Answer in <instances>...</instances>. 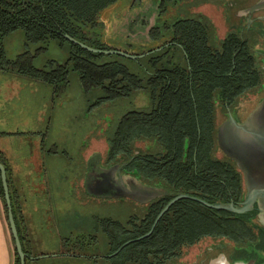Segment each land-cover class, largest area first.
I'll use <instances>...</instances> for the list:
<instances>
[{
    "label": "trees",
    "instance_id": "obj_1",
    "mask_svg": "<svg viewBox=\"0 0 264 264\" xmlns=\"http://www.w3.org/2000/svg\"><path fill=\"white\" fill-rule=\"evenodd\" d=\"M117 2L0 0V64L4 67L6 62L8 71L15 69L53 85L69 83L70 72L75 71L86 92L102 89L98 104L138 91L149 95V107L129 109L116 121L108 135L109 155L124 158L126 172L147 184L163 186L166 193L153 200L141 217L133 215L125 222L105 218L110 248L107 254L91 260L166 264L205 238L229 240L236 254L250 253L249 247L263 252L264 226L258 221L257 210L236 214L190 198L176 201L149 236L135 240L149 232L162 209L180 192L211 203L241 204L246 195L243 172L234 160L215 156L216 114L220 105L227 110L240 96L259 87L264 70L249 39L230 31L217 42L213 27L204 17L167 20L163 0L158 5L156 25L149 32L154 44L149 42L137 50L130 41L111 43L103 13ZM16 31L23 34L25 50L16 58H8L5 39ZM66 34L93 47L142 56L133 59L95 53L69 40ZM52 40L66 47V60L49 59L42 66L35 65L34 59ZM143 139L153 140L156 150L136 153L135 142ZM0 162L7 167L2 152ZM0 197L7 210L1 170ZM133 239L116 255H110ZM15 264H21L17 251Z\"/></svg>",
    "mask_w": 264,
    "mask_h": 264
},
{
    "label": "rangeland",
    "instance_id": "obj_2",
    "mask_svg": "<svg viewBox=\"0 0 264 264\" xmlns=\"http://www.w3.org/2000/svg\"><path fill=\"white\" fill-rule=\"evenodd\" d=\"M119 2L122 6L128 3L119 16L103 17L107 40L111 43L130 41L136 45L137 50L154 44L151 42L149 32L156 25L160 13L158 6L160 0H119ZM163 3L166 10L163 16L167 20L173 21L184 17L207 19L216 33L217 42L230 31L238 32L249 39L251 48L257 55L259 66L264 70V0H163ZM213 35L215 37L214 32ZM144 44L146 46H141ZM5 47L8 58H16L23 52L25 46L22 32L16 31L9 35L5 39ZM37 47L35 46L34 50ZM67 55L66 47L52 40L48 49L34 59V64L42 66L49 59L64 62ZM2 75L12 79L15 74L9 70ZM69 80L66 84L53 85L27 75L19 76L18 93L3 101L2 109L6 117L5 127L10 131L18 129L20 134H24L48 128L49 140L55 139L61 148L70 151L72 161L71 164H67V171H70L74 179L83 166L81 159L84 152L86 151L87 156L99 152L106 158L107 137L116 121L129 109L137 108L145 102L147 104L148 96L144 91H138L130 97L110 100L99 105L96 101L102 95V89L95 88L86 92L79 74L75 71L70 72ZM263 96L264 80L259 87L240 96L233 108L241 110L248 108L250 113L255 110ZM225 111L222 105L217 109L218 147L215 156L234 160L243 169L248 182L257 180L264 183V144L261 146L257 138L236 132L232 125L220 126L226 117ZM250 127L264 131V101L252 115ZM153 143L150 140H141L136 142V146L141 150L153 151L157 148L156 145L151 148ZM112 165L117 182L112 190L105 188L100 191L98 195L100 197L97 199L89 198L85 190L81 191V200L76 199L75 193H72L73 240L78 236L75 226L77 214L81 215V231L86 234L99 219L112 218L125 222L130 216H143L148 203L166 193L163 186L147 184L140 177L125 172L122 161H116ZM244 187L246 189L245 183ZM103 239L104 241L100 239L102 242L98 249L99 253L85 254L88 248L84 247L83 258L73 256L65 261L42 259L40 262L107 264L100 260H91L107 254L110 246L107 237ZM221 245H224L227 251L233 249V243L227 239L205 238L200 243L187 247L181 257L171 259L166 264H207L209 259L221 251V247H217Z\"/></svg>",
    "mask_w": 264,
    "mask_h": 264
},
{
    "label": "crops",
    "instance_id": "obj_3",
    "mask_svg": "<svg viewBox=\"0 0 264 264\" xmlns=\"http://www.w3.org/2000/svg\"><path fill=\"white\" fill-rule=\"evenodd\" d=\"M119 3L107 8L103 17L119 16L128 5L123 7ZM214 34L216 39L215 31ZM4 67L0 64V152L7 162L10 192L23 246L34 257L27 259V264H47L40 262L42 259L65 261L74 254L83 258L86 234L81 231V215L78 214L75 220L78 236L77 241L73 240L74 182L67 171V164L72 161L71 153L61 148L55 139L49 140L48 128L20 134L18 129L10 131L5 127L2 103L18 93V78L26 75L14 69L12 79L3 77V72L8 71L6 62ZM15 254L8 210L0 197V264H15Z\"/></svg>",
    "mask_w": 264,
    "mask_h": 264
},
{
    "label": "water",
    "instance_id": "obj_4",
    "mask_svg": "<svg viewBox=\"0 0 264 264\" xmlns=\"http://www.w3.org/2000/svg\"><path fill=\"white\" fill-rule=\"evenodd\" d=\"M66 37L79 44L80 46L86 48L89 51L95 52V53H105V54H119L123 55L129 58L136 59L138 57H141L142 55H136V54H131L129 52H126L124 50L120 49H103V48H97L90 46L72 36L69 34H66ZM264 101V98L262 99ZM262 101L258 104V106L255 108V110L249 115L246 121L244 122H238L236 118L233 115L229 116V119L225 121L221 126L224 127L225 125H232L237 131L236 132H241L242 135L248 134L249 136H253L257 138L261 143V146L264 144V131L262 130H257L253 129L250 127V123L252 120V115L257 112L259 106L262 105ZM238 165V164H237ZM239 166V165H238ZM239 168L242 170L244 174V179H245V184H246V195L244 200L241 202V204L237 205L234 202H215L211 203L201 197L180 192L176 196H174L167 204L166 206L162 209V211L159 213L157 216L152 228L147 232L146 234L140 236L139 238H136L135 240L142 239L146 236H149L157 226L159 220L161 217L164 215L166 211L178 200L183 199V198H190L196 201H199L200 203L210 207V208H215L219 210H228L230 212L236 213V214H245L249 213L252 211L257 210L258 212V221L260 224L264 226V183H260L257 180H253L252 182H248L246 179V175L239 166ZM0 170H1V178H2V183H3V188H4V194H5V201H6V206L8 210V219L12 231V235L15 240V246H16V251L20 257L21 264H27V259H34V257L30 256L25 250L23 246V242L21 239L20 231L18 228V224L16 221L15 217V212H14V205L12 201V195L10 192V185H9V179H8V170L7 167L4 163L0 162ZM133 240H129L125 242L119 250L116 252L110 254V255H116L118 252L121 251L123 247L131 243ZM209 264H257L256 261H233L231 262L225 254H220L219 256L212 258L209 262Z\"/></svg>",
    "mask_w": 264,
    "mask_h": 264
},
{
    "label": "flooded vegetation",
    "instance_id": "obj_5",
    "mask_svg": "<svg viewBox=\"0 0 264 264\" xmlns=\"http://www.w3.org/2000/svg\"><path fill=\"white\" fill-rule=\"evenodd\" d=\"M147 96H148V103L146 104V102H145L143 105H141L137 108H147L150 106V98H149L148 94H147ZM263 98H264V96L261 98L260 102L262 101ZM92 106H94V105H92ZM137 108H133V109H137ZM245 109L241 110V109L233 108V106H230L229 109H227L225 111L224 114H226V117L223 120V122L220 124V126L225 121H227L229 119L230 115H233L238 122L246 121L247 118L249 117V115L254 110L249 113V109L248 108H245ZM246 111H247V113H246ZM102 131H103V129H102ZM143 140L153 141L151 139H143ZM137 141H141V140H137ZM136 142H135V152L136 153H137V151H151L150 149L149 150L138 149L136 146ZM107 144H108V150H107L106 158L102 154H100L99 152H96L94 154H91L90 156H87L85 154L86 151L84 150L85 151L84 156L81 159V164L84 166V168H83V166L81 167L80 171L78 172L77 175H75L74 179L72 176V181L74 182L73 192L75 193L76 199L81 200L80 194H81L82 190H85L87 192L89 198L97 199L100 197V196H98L100 194V191L104 190L105 188L112 190L113 187H116L117 182L115 180L114 169L112 167L113 166L112 164L116 161H120V162L122 161V163L124 165L125 159L120 158V157L118 159H112L111 156L109 155L108 137H107ZM153 145H155V142L151 145V148L153 147ZM87 146H88V143L86 144V148H87ZM123 170L125 171L124 167H123ZM128 174H131V173H128ZM115 183H116V185H115ZM151 202H149L148 205ZM148 205L146 207V211H147ZM107 225H108V223H107V221H105V218L96 220L95 225L90 229L89 232L86 233V235L84 237V240H85L84 243H85V248H88V250L85 254L99 253L98 249L100 246V242H102L101 240L104 241L103 238L105 236L107 237V239H108L107 243L109 244L110 239H109V236H108L107 231H106ZM217 247L218 248L221 247V251L216 256H214L212 258H215V257H217L223 253L226 255V257L231 262H233V261H245V262H247L249 260L250 261L254 260V261H256L257 264H264V251L263 252H255L251 247H249L248 249H249L250 253L247 252V253H243V254H236L235 249H231V250L227 251L225 249L224 245L217 246ZM90 248H92V249H90ZM94 250H96V252ZM211 259H209L207 264H209Z\"/></svg>",
    "mask_w": 264,
    "mask_h": 264
},
{
    "label": "bare ground",
    "instance_id": "obj_6",
    "mask_svg": "<svg viewBox=\"0 0 264 264\" xmlns=\"http://www.w3.org/2000/svg\"><path fill=\"white\" fill-rule=\"evenodd\" d=\"M248 217V216H247ZM252 217H253V215H252ZM251 219V218H250ZM249 220V219H248ZM227 246V245H226ZM241 254V253H240ZM242 256V255H241ZM247 256V255H246ZM236 257V256H235ZM240 258V257H239ZM250 261V260H249Z\"/></svg>",
    "mask_w": 264,
    "mask_h": 264
}]
</instances>
